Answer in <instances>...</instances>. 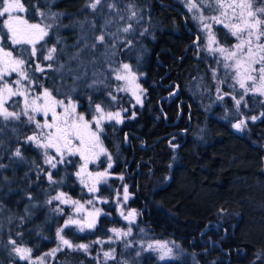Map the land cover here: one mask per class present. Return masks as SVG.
<instances>
[{
  "label": "trees",
  "instance_id": "obj_1",
  "mask_svg": "<svg viewBox=\"0 0 264 264\" xmlns=\"http://www.w3.org/2000/svg\"><path fill=\"white\" fill-rule=\"evenodd\" d=\"M21 2L29 9L28 13L32 16H36L37 6L41 11L49 13H67L60 22H57L58 26L51 29L49 37H46V45L41 55L54 45L57 47V53H61L60 49H64L65 52L77 49L73 47L78 42L73 18L87 14L88 10L84 7L85 0H55L50 4L44 0H21ZM135 2L140 9L145 10L147 19L157 23L158 29L154 32V39L150 41L147 38L145 41L146 45L152 48V58L149 57L152 62L149 61L150 59L146 62L152 68L161 66V75L154 80L157 86L154 81L150 83V86L152 83L155 84L153 88L145 86L148 90V101L145 100L144 104L147 102L148 106L144 107V114L139 115L142 125L139 129L133 127L127 130L125 137L130 146L137 148L136 154L145 153L146 160L154 163L155 173L164 174L168 171L171 175L169 183L160 186L152 193H149L148 189L144 192L143 187L141 188L140 184L138 186L139 192L141 190V199L144 197V200H152V203L144 204L148 212L157 219L155 230L163 225L177 232H184L185 236L196 235L203 223L215 220L226 228L228 235L224 244L232 245L235 260L240 264H264V116H260L261 118L256 121L246 122L247 130L241 133L232 131L228 125L215 117H207V126L203 125V129L209 133L208 144L196 145L197 139L194 136L197 134L201 114L188 95L187 83L197 68L204 71L203 73L211 74L214 60L204 52L197 55L198 48L194 44L193 33L196 31L195 26L178 0H135ZM216 33L221 43L227 45L232 41L230 36L225 35L226 31L223 28L217 27ZM57 37L60 38L59 44L56 43ZM92 37L88 38L91 42ZM38 59L46 64L43 56ZM65 61L62 60L60 63ZM32 62L34 69V60ZM52 75L56 76L57 80ZM35 76L44 87L50 89L53 88L50 85L58 86L55 82H69L61 88L64 92H69L73 86L70 76L60 81L55 72H50L49 75H46V72L45 75L35 73ZM90 90L93 89L77 88L73 98L78 104L89 101V97L92 103L102 101ZM150 100L154 102V109L162 112L164 123L163 121L153 123L154 121L147 115L146 111L149 113L153 111ZM253 105L258 106L254 103ZM12 127L18 128L19 140L17 133L11 131ZM28 127L9 124L0 133V140L7 141L0 144V155H2L0 164L8 166L0 169V205H3L2 209L5 211L0 215V245L8 244L11 238L15 239L17 244L40 249L49 246L52 242L61 220L60 215L56 216L49 211L45 201L50 195L53 196L54 188H71L72 178L61 175L59 171L57 174H52L55 180L62 183L65 181L64 184L60 183V186L56 185L54 188L49 185L43 173L38 178L36 166L42 168L40 155L32 144L23 142ZM166 133L182 134V143L173 152L168 153L165 149L163 135ZM106 135L107 144L113 146L115 136L111 137L109 133ZM142 145L146 147L144 151L138 148ZM17 147L22 150L23 160L12 156V152ZM124 155L129 156L125 147ZM166 159L170 161L171 166L166 164ZM165 169L167 170L164 171ZM149 170H153L152 166ZM5 177L7 180L4 179ZM29 196L32 197L31 201L28 199ZM154 203H158L157 211L160 207L166 209L170 213L169 218L161 214L153 215L156 212ZM26 207L29 208L30 216L25 214ZM22 217L23 222H21ZM15 230L21 235H15ZM67 231L69 230L65 232ZM183 244H185L184 238ZM67 252L58 256L62 263H73L76 259L66 256ZM192 253L203 264H224V260L216 261L215 256L208 257L202 251L193 250ZM134 261L136 264L143 262L140 256ZM14 262L15 259L6 250V246H2L0 264H14Z\"/></svg>",
  "mask_w": 264,
  "mask_h": 264
},
{
  "label": "snow or ice",
  "instance_id": "obj_2",
  "mask_svg": "<svg viewBox=\"0 0 264 264\" xmlns=\"http://www.w3.org/2000/svg\"><path fill=\"white\" fill-rule=\"evenodd\" d=\"M257 0H183L187 10L192 14V19L198 24L201 33L206 34V44L204 47L199 46L201 37H197V44L199 55L200 52H205L207 56L215 60L217 67L212 68L213 79H217V72L220 68L223 69L225 78H231L235 84H239V88L243 89L244 94L252 93L253 95H264V7H254ZM106 3L110 11H117L115 2H107V0H85L84 7L91 9L94 14L103 15L102 10L97 11L102 5ZM28 8L25 7L21 0H0V18L7 17L0 25V133L12 122L21 123L27 126L34 125L32 134L24 137L25 144L35 145L37 149L43 150L44 164L49 165L50 169H57L59 164L72 163L69 159L79 155L83 163L79 170L75 173L81 185L87 188L89 193H96L98 191L97 185L105 183L108 179V169L112 167V157L107 153L101 141V134L104 131L106 122L115 121L116 124L123 122L122 113L127 109H120L118 111H105L102 104H95L92 109V100L89 97V108L93 111L91 120L86 118L84 113L78 112L79 105L73 98V93H77V82L84 79L86 73L76 74L81 67L95 66L100 61L96 58L95 53L98 48L103 45L104 51L100 53V57L107 62L112 56L116 55V41L123 40L125 47H132V41L124 39L120 33H129L132 31V25L119 28L116 32L108 31L109 27L114 23L111 18H105L104 23L100 27V35L94 37V43L87 42L88 37L81 36L76 45L78 50L71 55L67 54L64 49L60 52L66 56V61L60 63L57 58V47L54 45L48 48L47 54L43 55L44 61L55 62L58 67L53 68V64L49 63L47 69H51L61 75L63 79L70 76L73 80V86L69 92H64L61 87L48 88L44 87L43 83L35 76V73L43 75L46 72L45 67L41 66L40 62L35 63L32 67V61L38 60L39 54L43 52L46 45V37H49L50 31L54 26L53 23H43L44 20L51 19L55 21L58 17L65 15V13L45 12L36 7V15L41 18V22L30 23L28 19L17 13H27ZM205 11L212 12V15H205ZM128 16L127 19L138 20V10L134 3L127 5ZM120 20H124V16H120ZM216 26H222L226 30L225 35L235 39V43L230 47L221 44L217 38V33L214 30ZM69 27V26H65ZM83 27V24H81ZM6 29V32H4ZM95 22H90V30L95 31ZM147 29L141 33L144 35ZM10 42L12 46L9 48L5 42ZM57 44L60 43V38L57 37ZM81 43L83 46L81 47ZM30 47V51H29ZM90 51L92 59L85 62L82 59V54ZM15 53V54H14ZM139 59V57H138ZM75 62L76 67L71 65ZM115 74L117 81H123L124 84L118 86L116 92H131L137 104H143L142 97L144 89L140 86L138 76L133 71L128 63L121 64L118 69H111ZM15 74L16 78L11 80L9 78ZM94 76L97 74L94 72ZM47 78V77H46ZM94 79L91 84H88L89 89L95 88L97 85H105L106 80ZM226 80H218L217 93H220L219 84L225 83ZM235 84L230 87L235 90ZM37 88L40 91H37ZM55 93V95H54ZM108 95L112 102L117 101V97L109 91ZM61 97V98H58ZM22 98V102L20 99ZM218 99H223L222 95H218ZM235 100L237 112L244 96ZM16 110L10 111L9 108ZM38 116L43 117L41 122ZM264 116V113L261 114ZM135 113L133 112V118ZM23 118V119H22ZM227 118V113L225 114ZM260 116L251 117L252 121L260 119ZM247 127L246 121L240 119L238 123L233 124V128L242 130ZM11 131L17 133L18 128L12 127ZM0 144L3 141L0 140ZM176 147V145H172ZM50 150H54L55 155H51ZM101 155H106L109 164L108 169L102 172L88 171L89 163H94ZM12 156L23 160L22 150L17 147ZM35 164V162H33ZM8 167L0 164V169ZM37 176L43 173V169L36 166ZM7 180V177L4 178ZM47 179L50 185H58L62 181L53 179L52 172L47 173ZM122 180L123 177L121 176ZM119 195V194H118ZM28 199L31 201L32 197ZM129 199L128 187L124 185L123 202L126 203ZM53 201H58L59 205H71L74 207V214L80 216L79 219H74L72 215L65 220L64 224L57 228L56 236L59 241L56 248L44 253L40 257L33 259V249L17 245L15 239H9L8 243L13 247L11 252L15 254L20 261H27V264H44L46 257H55L58 251H62L65 247L73 250H82L88 252L90 244L73 245L72 242L66 239L63 232L66 228L74 227L79 232L86 230H93L97 226V218L102 214L101 210L94 208L95 200L90 199L85 203L79 200H73L64 192H59L55 196L50 197L45 201L47 204H52ZM101 203H108L107 200L100 201ZM85 204L92 205L94 210L88 211ZM118 211L123 216L124 220L128 221V229L122 230L112 228L109 231L114 233L116 240H123L132 235L131 225L135 223V218L138 213L136 210H131L124 215L120 202L117 201ZM57 206L54 211L62 213L63 209ZM35 205H33L34 207ZM3 205H0V209ZM86 213V215H85ZM26 216H30L29 208H25ZM11 220V217L9 218ZM23 217L21 222H23ZM143 231V229H141ZM16 235H21L17 233ZM113 243L112 237L108 241L96 240L92 243L103 244ZM125 247H129L126 243ZM178 247V246H177ZM142 251H152L158 253V259L161 261L175 259L173 248L168 246L167 242L155 241L147 244V247L141 246ZM141 253H136L139 256ZM103 257L105 261L115 259V249L111 251H104ZM259 258V254H257ZM99 264V261H98ZM126 264V262H125Z\"/></svg>",
  "mask_w": 264,
  "mask_h": 264
},
{
  "label": "rangeland",
  "instance_id": "obj_3",
  "mask_svg": "<svg viewBox=\"0 0 264 264\" xmlns=\"http://www.w3.org/2000/svg\"><path fill=\"white\" fill-rule=\"evenodd\" d=\"M55 0H44L46 3H52ZM182 7L188 12L193 25L195 26L194 33V42L197 41V37H201L199 41V46L204 47L206 44V34L201 33L199 30L198 24L192 19V14L187 10L183 0H178ZM107 2H115L117 5V11H110L106 3L101 6L97 11L103 12V15H97L92 12L91 9H87V14L73 18V25L77 32V38L81 36H93L92 42L87 40L89 44L94 43V37L100 35V27L104 23L105 18H111L114 20V23L109 27L108 31L116 32L119 28H123L128 26V24L132 25V31L129 33H120V36L124 39L132 41V47L126 48L123 40L116 41V55L112 56L110 60L107 62L104 61L103 57H100V53L104 51V46L101 45L95 53L97 59H99V63L95 66H85L81 67L79 71L76 73L77 75L80 73H86L84 79L77 82V88L81 89L83 87H87L88 84H91L94 79H104L107 77L105 85H97L93 90L94 96H98L102 101L92 103V109H94L95 104L100 103L102 107H104L105 111H118L120 109H127L126 112L122 113L123 122L120 124H116L115 121L106 122L104 125V131L101 134V141L103 147L107 150V153L112 157V167L108 169L109 160L106 155H101L99 158L95 160L94 163H89L88 171L90 172H102L105 169H108V179L105 183H101L97 185L98 191L96 193H89L87 188H84L83 185L80 184L78 178L75 176V173L79 170L80 165L83 161L80 159L79 155L74 157H70L69 159L72 163H64L59 164L57 169H50L49 165L44 164V155L42 149H37L34 146V149L39 153L40 162L43 168V176L47 179V173L49 171L52 174L59 171L60 174L67 175L68 177L72 178L71 180V188H54L56 185H50L54 188L53 196H55L59 192H64L67 196L71 197L73 200H79L82 204L90 199L95 200L94 208H98L101 210V215L97 218V226L93 230H86L85 232H79L74 227L67 228L64 230L63 235L66 239L70 240L73 245L79 244H90V248L87 253L82 250H73L68 249L65 247L62 251H58L55 257H46L44 260V264H65L62 263L59 254H64L68 251L66 256L71 259H76L73 263L69 264H136L134 261L137 257L136 253L139 251L141 254L139 255L143 260L142 264H165L168 262H177L179 264H203L195 255L192 253L194 251H202L205 255L215 256V260L218 261L220 259L224 260V264H240L239 261L234 259L233 251L231 249L232 245H225L224 242L226 241L227 231L224 226L215 220H208L203 223L200 230H198L196 235L189 234L185 236L184 232L180 233L171 228H167L162 225V227L155 230V221L157 220L155 217L152 216L147 210L145 202L152 203V200H144L140 196V192L138 190V186L140 184L141 188L143 187V191L152 193L156 191L160 186H164L170 182L171 175L166 171V173H155L156 168H153L154 163L150 162L148 159L146 160L145 153L138 152L136 154L137 148L130 146L127 142L125 137V132L129 129L135 127L139 129L142 125V120L139 117L140 113H143L144 107L148 106L147 102L144 104L145 100L148 101L147 97V89L145 86H150V83L156 80L160 75V68L161 66L150 67L146 61L147 59L152 62V48L146 45V39L148 38L150 41L154 39V32L158 29L157 23L145 17V10L140 9L135 0H107ZM129 3H134L135 8L138 10V17H142V19L138 20H128V12H127V5ZM254 7H264V0H257ZM51 13V12H50ZM65 13L66 12H59ZM18 15L23 16L24 18L28 19L30 23H38L41 22V18L39 16H32L30 13H17ZM207 15H212L214 13L205 11L204 13ZM64 16V15H63ZM58 17L55 21L51 19L44 20L43 23H53L57 25V22H60V19L63 17ZM120 16H124V20H120ZM7 17L0 18V25L3 24V20ZM59 20V21H57ZM95 22L96 29L98 32H93L90 30V22ZM83 24V27H81ZM216 26L214 30L216 31ZM98 28V29H97ZM147 29V32L144 35H141L144 30ZM226 31V30H225ZM6 32V29H4ZM232 38V37H231ZM94 41V42H93ZM5 42L7 46L11 48L10 42H7V37L5 36ZM144 42V43H143ZM235 43V39L232 38V41L229 44H223L225 46L230 47L232 44ZM197 47V44L194 43ZM83 44L81 43V47ZM51 48V47H49ZM47 50L45 54H39L38 58H42L43 55L47 54ZM78 49L73 50L72 52H66L67 54L71 55L72 53L76 52ZM30 51V47H29ZM90 49L85 51L82 54V59L87 62L88 60L92 59L90 56ZM205 53V52H204ZM15 54V53H14ZM206 54V53H205ZM207 55V54H206ZM139 57V59H138ZM148 57V58H147ZM151 57V58H149ZM57 58L59 61L66 60V56L63 53H57ZM214 60V59H213ZM40 62L39 59H34V64ZM46 64L41 63L42 67L46 69V75H49L50 72H54L51 69H47V65L49 63L53 64V68L58 67L55 62L45 61ZM64 63V62H63ZM128 63L131 65L134 72H136L138 76V83L140 86L145 90L144 95L142 97L143 104H137L135 98L132 96L131 92H116L115 89L118 86L124 84L123 81H117L115 79V74L111 69H118L120 68L121 64ZM73 68L76 67L75 62L71 65ZM152 66V65H151ZM33 67V62H32ZM146 67V68H144ZM217 67L215 60H214V68ZM97 75L94 76L93 73ZM204 71L199 70L198 68L195 69L194 73L188 79V95L194 102V104L200 110L201 117L199 118V125L197 127V134L194 136L196 138V145H206L208 144L207 136L209 135L208 131H205L203 128L206 127V120L207 117H215L220 122L228 125V128L232 131L241 133L247 128H243L242 130H237L233 128V124L238 123L240 119H244L246 122L252 121L251 117L253 116H261L263 113L262 104H264V95H253L251 92L247 95L244 94L243 89L239 88V84H235L231 78H225L224 71L222 68L217 72V79L214 80L212 73H203ZM56 73V72H55ZM45 75V73H44ZM57 78L61 81V75L56 73ZM54 76V75H52ZM16 78L15 74L9 78V83L11 80ZM56 79V76L53 77ZM57 80V79H56ZM64 80V79H63ZM218 80H226L225 83L219 84L220 93H217V83ZM155 82V81H154ZM69 82H62L57 83L55 85L57 87L64 88ZM143 83V85H142ZM156 83V82H155ZM235 84V90H233L230 85ZM154 83L149 88L154 87ZM158 84L156 83V86ZM51 87H55L54 84L50 85ZM97 90V91H96ZM37 91L40 89L37 88ZM95 91V92H94ZM109 91L112 92L113 95L117 97L116 102H112L110 96L108 95ZM150 91V90H149ZM218 95H222L223 99H218ZM235 96L236 99H240L241 96H244V100L241 102L239 107V112H237L235 100L233 99ZM61 98V97H58ZM20 99L22 102V98H14ZM77 102V101H76ZM152 103L153 111L151 113L147 112V115L154 121L153 123H157L158 121H163L164 123V116L161 111L154 109V102L150 100ZM253 103L258 106H254ZM261 103V106L259 104ZM78 104V103H77ZM79 107L77 108L78 112L84 113L86 118L91 120L92 115L94 114L93 111L89 108V101L82 102L78 104ZM150 108V107H149ZM10 111L16 110L15 108L10 107ZM149 110V109H148ZM133 112L135 113V117L133 118ZM227 113V118H225V114ZM23 119V118H22ZM38 119L43 121V117L38 116ZM10 124H21L12 122ZM24 125V124H21ZM204 125V126H203ZM27 126V125H24ZM208 129V128H206ZM34 130V125H31L26 130V136L32 134ZM128 132V131H127ZM109 133V136H115V144L113 146H109L106 140V134ZM165 139V149L169 153L170 151H175L178 149L182 143L181 138L182 134H169L166 133L163 135ZM24 141V139H23ZM7 142V141H3ZM25 144V143H24ZM31 145V144H29ZM172 145H176V147H172ZM124 147L128 152L129 156L124 155ZM203 147V146H202ZM141 151H144L146 148L144 145L138 147ZM51 155H55L54 150H50ZM2 157V155H0ZM169 159V156H168ZM166 159V164L171 166L170 161ZM264 160V158H263ZM119 161L121 163H119ZM262 161V157H261ZM263 162V161H262ZM149 165V166H146ZM152 166L153 170H149ZM69 167V169H68ZM123 177L121 180L120 177ZM55 180V178H53ZM69 179V178H67ZM48 181V179H47ZM63 181L62 184H64ZM49 183V182H48ZM66 184L68 182L66 181ZM60 186V184H58ZM124 185L128 187L129 199L126 203L123 202V195H124ZM119 194V195H118ZM50 197H52L50 195ZM49 199V198H48ZM107 200L108 203H101L100 201ZM117 201L120 202V207H122L124 215L131 210H136L138 215H136L135 223L131 225L132 227V235L127 237L123 240H116L114 233L109 231L112 228H118L122 230H127L129 227L128 221L124 220L123 216L118 211V204ZM150 203V204H151ZM158 204V203H156ZM155 205L156 212L154 214H161L165 218H169L170 213L166 209H162L160 207L159 211ZM54 205V206H53ZM59 205L58 201H53L52 204H48L47 208L49 211L58 216H61L60 225L64 224L65 220L72 215L74 219L81 218L74 214V207L71 205H59L63 209L62 213H57L54 209L57 208ZM153 205V206H154ZM56 206V207H55ZM55 207V208H54ZM85 207L88 211H93L94 208L92 205L85 204ZM111 210V211H110ZM5 213L3 209L0 210V215ZM10 215V213H8ZM58 214V215H57ZM15 215V214H13ZM86 215V213H85ZM156 215V217H157ZM143 229V231H141ZM66 230H69L65 232ZM13 231V230H12ZM12 231L10 234H12ZM14 234L18 233L15 230ZM109 237H112L114 242L113 243H103L97 244L92 243L96 240L101 241H108ZM183 238L185 240V244H183ZM155 241L160 242H167L169 247L173 248V253L175 255V259L171 260H164L161 261L158 259V253L152 251H142L141 246L143 244L144 247H147V244L153 243ZM59 241L56 236V231L53 236L52 242L49 246L44 248L36 249L28 247L27 245L17 244L22 247H28L33 249L32 257L35 259L36 257L42 256L44 253L49 252L50 250L57 247ZM128 243L129 247H125V244ZM2 246H6V250L12 255L13 259H15L14 264H27V261H20L18 257L15 256L14 253L11 252L12 245L11 244H1L0 249ZM178 246V247H177ZM115 249V259H109L105 261L103 257L104 251H111ZM79 260V261H77ZM214 262V260H212ZM67 263V262H66ZM68 264V263H67Z\"/></svg>",
  "mask_w": 264,
  "mask_h": 264
}]
</instances>
